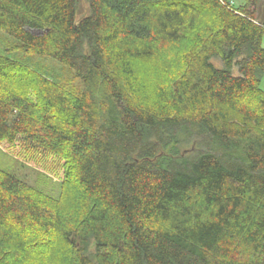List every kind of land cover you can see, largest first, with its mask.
<instances>
[{
    "label": "trees",
    "instance_id": "trees-1",
    "mask_svg": "<svg viewBox=\"0 0 264 264\" xmlns=\"http://www.w3.org/2000/svg\"><path fill=\"white\" fill-rule=\"evenodd\" d=\"M86 2L0 0V31L81 84L38 75L32 98L0 55V144L67 157L83 211L68 225L0 172V264L29 263L25 232L66 264H264V0ZM155 58L177 69L149 90Z\"/></svg>",
    "mask_w": 264,
    "mask_h": 264
},
{
    "label": "rangeland",
    "instance_id": "rangeland-1",
    "mask_svg": "<svg viewBox=\"0 0 264 264\" xmlns=\"http://www.w3.org/2000/svg\"><path fill=\"white\" fill-rule=\"evenodd\" d=\"M233 2L236 5L238 0ZM87 13L86 0H77L76 19ZM262 45L264 48V34ZM169 54L171 56V53ZM0 55L15 59L24 70L13 74L7 82L9 89L22 90L34 98L36 76L42 75L60 84L69 96H75L80 91L81 84L69 69L51 59L22 53L19 44L2 31H0ZM213 63L220 66L218 61ZM170 64L172 68L165 69L155 58L137 63V72L146 87L151 90L157 85L166 83L176 73V61ZM260 89L264 92V77L261 79ZM0 172L15 175L29 187L36 200L62 208L67 215L68 225L81 217L83 211L82 213L81 210L75 211L76 204L81 202L77 198L81 195H78L74 169L67 157L29 153L19 146L0 144ZM24 235L26 238L33 237L34 241L28 247L30 261L26 264H66L67 249L59 236L26 232Z\"/></svg>",
    "mask_w": 264,
    "mask_h": 264
},
{
    "label": "water",
    "instance_id": "water-1",
    "mask_svg": "<svg viewBox=\"0 0 264 264\" xmlns=\"http://www.w3.org/2000/svg\"><path fill=\"white\" fill-rule=\"evenodd\" d=\"M36 33V32H35Z\"/></svg>",
    "mask_w": 264,
    "mask_h": 264
}]
</instances>
